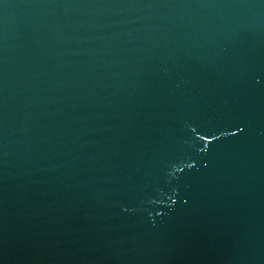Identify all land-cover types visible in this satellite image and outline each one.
Wrapping results in <instances>:
<instances>
[{
	"label": "water",
	"instance_id": "95a60500",
	"mask_svg": "<svg viewBox=\"0 0 264 264\" xmlns=\"http://www.w3.org/2000/svg\"><path fill=\"white\" fill-rule=\"evenodd\" d=\"M0 264H264V0H0Z\"/></svg>",
	"mask_w": 264,
	"mask_h": 264
}]
</instances>
